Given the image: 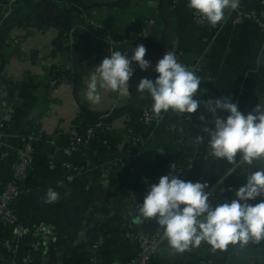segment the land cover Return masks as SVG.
<instances>
[{"label":"crops","instance_id":"crops-1","mask_svg":"<svg viewBox=\"0 0 264 264\" xmlns=\"http://www.w3.org/2000/svg\"><path fill=\"white\" fill-rule=\"evenodd\" d=\"M172 1L33 0L32 6H21L19 13L7 17L8 0H0V119L1 111L10 117L8 125L0 121V167L9 165L17 152V137L30 130L40 137L33 165L20 183L19 202L15 206L30 229L28 241H16L21 248L20 259L35 242L34 228L45 221L55 225L58 232L42 253L41 264H89V260L94 264H128L137 254L135 243L126 241L123 235L133 219L129 212L135 214L137 203L143 202L147 189L158 181L164 168L192 160L194 181L208 186L222 182L221 203L233 200L235 191L246 183L245 175L258 170L259 164L245 166L225 179L224 174L232 166L222 160L215 165L212 175L202 177L208 137L195 148L190 144L199 133L186 123L189 114L175 113L176 122L161 131L141 134L138 145L125 142L128 111L142 107L136 86L141 78L156 77L157 74L152 75L160 51V59L167 51L173 52L179 62L201 78L196 99L206 103L231 97L244 114L264 103V31L249 17L253 11L264 8V0H241L246 14L243 20L236 22V12L229 10L224 22L202 30L198 37L206 50L200 57L178 49L176 19L165 16ZM150 19L156 22V33L143 45L147 48L145 59L152 67L141 71L133 63L131 95L102 92V103L92 104L85 93L94 68L112 51L131 57L123 47L108 43L134 39ZM71 27H83L105 44L91 46L87 44L89 37L73 33ZM69 65L74 68V78L51 87L50 81L58 69ZM204 103L192 115L198 121L203 117L204 126L212 128L214 118ZM81 113L90 118L110 117L109 127L100 134L113 145L114 151L96 157L91 147L84 146L75 163L82 171L69 183L65 180L67 171L56 173L48 162L64 159L67 136ZM217 115L226 117L227 113ZM191 147L194 156L190 154ZM138 157L148 162L151 177L145 173L130 182ZM6 178L0 182V192ZM49 188L59 193L53 204L44 202ZM261 199L250 203H259ZM10 238L16 240L13 235ZM206 246L202 243L177 253L165 240L150 264H264V241L243 249L230 245L223 252H213ZM6 261L0 244V263Z\"/></svg>","mask_w":264,"mask_h":264},{"label":"clouds","instance_id":"clouds-1","mask_svg":"<svg viewBox=\"0 0 264 264\" xmlns=\"http://www.w3.org/2000/svg\"><path fill=\"white\" fill-rule=\"evenodd\" d=\"M241 0H188L187 7L198 13L211 26L224 22L227 11H235ZM147 48L143 44L132 50L129 58L121 51H112L91 74L87 83L86 98L94 105L103 101L102 92L131 95L129 81L134 76L132 64L141 71L152 67L145 59ZM258 63L260 58L258 57ZM156 78H141L137 93L150 95L151 111L161 117L169 111L177 114H192L204 103L199 96L201 78L187 65L179 62L173 52L167 51L155 65ZM206 110L213 116V127H205L210 155L224 160L232 167L224 174L237 173L245 166L259 164L258 170L245 175L246 183L235 191V198L212 206L207 183L185 181L173 175L175 164L168 175L161 176L149 186L143 202L137 203L132 222L155 219L162 231V238L170 249L183 253L202 243L213 252L226 251L229 246L243 249L249 244L264 241V103H259L247 114L239 110L231 97L208 100ZM227 113L220 117L217 113ZM204 118L201 117V120ZM198 143L203 135L197 136ZM237 157H239L237 159ZM231 191V189H229ZM135 199V194H131ZM59 193L49 188L44 197L47 204L55 203ZM262 198L259 203L250 202ZM50 233V228L45 229Z\"/></svg>","mask_w":264,"mask_h":264},{"label":"built area","instance_id":"built-area-1","mask_svg":"<svg viewBox=\"0 0 264 264\" xmlns=\"http://www.w3.org/2000/svg\"><path fill=\"white\" fill-rule=\"evenodd\" d=\"M28 0H8V5L6 7L7 17L11 16L18 8L24 5ZM174 6L176 0L173 1ZM175 9V7H174ZM236 12V22L243 20L246 17L243 7L240 6ZM249 17L256 21L260 30L264 31V8L253 11ZM193 20L197 28L204 30L208 26V22L203 19L198 13L193 11ZM155 20L150 19L148 23L141 28L136 37L129 41H110L109 44L112 46L123 47L125 51L131 52L134 49L133 47L137 44H143L145 42V37L151 36V33L155 27ZM64 70V71H63ZM63 71L66 73V77H60L59 72ZM74 78V68L69 65L64 69L59 68L56 72L54 78L50 81L51 87H56L59 83L65 81H71ZM0 105L2 103L0 101ZM143 115L141 121L144 125L149 128L158 129L162 126L166 114H162L161 117H156L150 107H143ZM1 123L8 125L10 124V117L7 113L2 114L1 111ZM186 123L198 132L199 134H204L203 122H195L193 118L185 119ZM203 123V125H202ZM101 128L106 130L108 127L104 128L103 123L100 122L95 126H91L86 130V134L81 135L77 127H72L69 131V143L63 149L64 159L62 161L56 162L54 160H49L48 166L52 171L55 170H65L69 173L66 175L65 180L69 183H73L75 180L76 174L74 172L81 171L75 163L69 161L68 157H71L74 154H78L82 151L84 146L90 147V141L94 140L97 135V130ZM2 135L0 134V141ZM125 142L129 145H138L141 142L139 136L135 135L131 130H126L124 135ZM19 148L14 154V159L9 162L10 168V177L5 182L3 189L0 192V229L2 226H8L13 228L17 241L25 239L26 228L24 226V219L16 212L15 206L18 205L19 195H20V183L28 175L33 162L35 160L36 145L40 142V137L35 131H29L28 133L17 137ZM101 142L105 145H109V142L105 139H101ZM55 144V143H54ZM52 143V145H54ZM207 150L210 153L209 147ZM137 161V158H136ZM125 166V165H124ZM135 168L131 169V172H134ZM171 169L166 170L163 175H168ZM193 165L192 160L189 161V165L183 166L179 165L175 167V170L172 171L173 175L178 176L180 179L185 181L196 182L192 179ZM72 173L74 175H72ZM78 173V172H77ZM206 191L211 193L210 203H214V189L211 186H208ZM149 226H155V229L150 231V233L144 232L145 228ZM50 228V233L45 231V229ZM137 231V232H136ZM162 229L159 225L156 224L155 219L145 220L142 219L140 224H135L131 222L125 233V240L135 243L137 246V254L133 260L128 264H150L153 258L158 252V248L165 241L162 238ZM58 229L55 225H50L45 221H41L34 228V235L36 237L35 250H41L42 253L47 249L48 245L55 239L57 236ZM3 249L9 254V259L0 264H41V259H38L35 254L31 252L26 254L21 259L18 257L19 246L17 243L13 244L9 239L3 241Z\"/></svg>","mask_w":264,"mask_h":264},{"label":"trees","instance_id":"trees-1","mask_svg":"<svg viewBox=\"0 0 264 264\" xmlns=\"http://www.w3.org/2000/svg\"><path fill=\"white\" fill-rule=\"evenodd\" d=\"M187 2H188V0H176V3H175L174 17L176 19L175 21H176V32L178 35V49L182 50V51H189L193 55L200 57L204 54V52L206 50V46L201 41V39L198 37L199 33L202 30L196 27L194 20H193V10H191L187 7ZM28 3H30V4L33 3V0L26 1V3L24 5L27 6ZM30 4L28 6H30ZM24 5H22V6H24ZM32 5L33 4H31V6ZM18 10H19V8H18ZM18 10H16L15 13H17V12L19 13ZM209 26H211V25L208 24L207 27H209ZM155 33H156V31H155ZM59 76L60 77H66V73L63 71H60ZM140 102H141L142 107H133L128 111V120L126 123L127 130H131L135 135H137L139 137L141 134H145L149 130L161 131V129L164 128L165 126L172 125L174 122H176L178 120L176 117V114L174 112L169 111L168 113H166L165 119H164L163 124L160 128H158V129H155L153 127L149 128L148 126L143 124V122L141 121V118L143 115L142 108L143 107H150L152 104V100H151L150 95H148L147 93L141 94L140 95ZM193 120L195 122H200V121L196 120L194 118V116H193ZM111 121L112 120L110 119V117L108 118V117H102L101 116V117H97V118H90V117H87L86 115H84L83 113H81L79 115V117L75 120L73 127H77L79 129L81 135L84 136L86 134V130L89 127L95 126L96 124L102 122L104 128H106V127H109ZM30 131H34V130H30ZM201 135L202 134H199V136H201ZM203 136L205 138L208 137L204 134H203ZM101 139H105L103 137V134L97 133L96 138L94 140L90 141V147L92 148V151L95 153L96 157H103V156L107 155L108 152L114 151V147L112 144L109 143V145H105L101 142ZM195 139L196 138H194L190 143L193 145L194 148H195V145L198 144V142ZM68 143H69V135L67 136L66 146L68 145ZM194 148H192L193 150L190 152L191 156H194V155H192L194 153ZM205 152H206L205 153L206 154V163H205V169L201 173L202 177H207V176L212 175L214 172L215 165L222 162V160H216L214 157H212L210 155L209 151L207 150V148H206ZM79 157H80V154L78 153V154L72 155L71 157H68L67 159H69V161H71L73 163H77ZM13 159H14V156L10 161H12ZM148 165H149L148 162H145L144 159H141L138 157V159L136 161V165L134 167L135 168L134 172H132V174L129 176L130 182H132V181L134 182L135 180L141 178L142 176L145 175V173H147V177H151V174L149 173V170H148L150 167ZM180 165L187 166V165H189V161H184ZM168 169H171V168H169V167L164 168L163 173ZM55 172L62 174V172H64V171L58 169V170H55ZM10 174L11 173H10L9 165L1 166L0 167V182L4 181L3 179L7 177L5 180V182H6L9 179ZM5 182H4V184H5ZM211 187L214 189V200L215 201L212 204V206L214 207L217 204H220L224 200V189H223L222 182H219V184H216V185L211 186ZM24 226L26 228V235H25V239H23V240L27 239L26 241H28L29 236H27V233L30 232V229H29V227H26L25 220H24ZM154 229H155V226H149V228H145L144 232L150 233V231L151 230L153 231ZM126 231H127V228L124 230V234H123L124 236H125ZM4 233H9V234H4ZM12 235H13V237H15V239H16L15 241L13 238H10ZM5 239H9L10 241L13 242V244L16 243L17 238L15 236L13 228L8 227V226H2L0 229V244L2 247V254H3V257L5 258V260H8L10 256L3 249V246H2L3 241ZM36 240L37 239H35V242H33L31 244V246H29L26 249V251H27V254L31 252L32 254H35L38 259H41L42 251L41 250H35ZM207 247H208V245L206 246V249H207ZM18 250H19V253H18V256H19L21 248L19 247ZM91 258H92V256H91ZM88 263L94 264L93 261L91 262L90 260Z\"/></svg>","mask_w":264,"mask_h":264},{"label":"water","instance_id":"water-1","mask_svg":"<svg viewBox=\"0 0 264 264\" xmlns=\"http://www.w3.org/2000/svg\"><path fill=\"white\" fill-rule=\"evenodd\" d=\"M165 16L167 17L168 16V10L166 11L165 13ZM71 30H73V33H82L84 36L86 37H89V40L90 41H87V44L89 45H98V44H105L104 42L100 41L97 39V37L95 35H93L90 31L84 29L83 27H76L75 29H73L72 27L70 28ZM107 44V43H106ZM109 44V43H108ZM129 56H131V52H128L127 53ZM160 56H161V51H160V55L158 56L157 58V61L160 59ZM156 73L154 72L152 76H154ZM102 132V129L99 128L97 130V133H101Z\"/></svg>","mask_w":264,"mask_h":264},{"label":"rangeland","instance_id":"rangeland-1","mask_svg":"<svg viewBox=\"0 0 264 264\" xmlns=\"http://www.w3.org/2000/svg\"><path fill=\"white\" fill-rule=\"evenodd\" d=\"M174 1V0H173ZM173 1H172V5H171V8L170 7H168V16L170 15V17H171V19L170 20H175V17H174V3H173ZM155 29H156V25H155V27H154V29H153V31H152V33L155 31ZM151 33V34H152ZM149 38H151V36L150 37H148V35L144 38L145 39V41H149L150 39ZM189 118V115L188 116H186V118L185 119H188ZM190 118H193V115H191V117ZM201 122H203V120L202 121H200V123ZM202 125H203V123H202ZM81 171H82V169H80ZM81 171L79 172V171H77V172H74V174H76V178H77V176L78 175H80V173H81ZM66 172V171H65ZM73 173H72V175H74ZM66 175H69V173L68 172H66ZM76 178H75V180H76ZM74 180V181H75Z\"/></svg>","mask_w":264,"mask_h":264}]
</instances>
